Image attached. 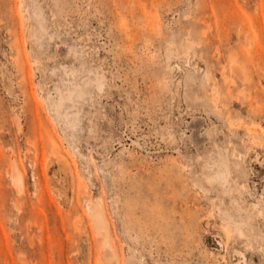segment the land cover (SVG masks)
Here are the masks:
<instances>
[{
	"label": "rangeland",
	"instance_id": "obj_1",
	"mask_svg": "<svg viewBox=\"0 0 264 264\" xmlns=\"http://www.w3.org/2000/svg\"><path fill=\"white\" fill-rule=\"evenodd\" d=\"M109 259L264 264V0H0V264Z\"/></svg>",
	"mask_w": 264,
	"mask_h": 264
},
{
	"label": "bare ground",
	"instance_id": "obj_2",
	"mask_svg": "<svg viewBox=\"0 0 264 264\" xmlns=\"http://www.w3.org/2000/svg\"><path fill=\"white\" fill-rule=\"evenodd\" d=\"M235 71L237 72L238 70L235 68ZM226 79V78H225ZM212 91V90H211ZM63 98L65 99V97L63 96ZM59 105V104H58ZM60 105H61V103H60ZM59 105V106H60ZM217 108V107H216ZM61 159H62V163H64V165H68V158L66 157V156H64V154H61ZM18 166V165H17ZM12 168H13V166H12ZM14 168H15V166H14ZM17 170V171H16ZM15 171V173L16 174H14L13 176H14V181L18 184V188H19V190H21L22 189V180H21V174L18 172L19 171V169L17 168ZM13 176H12V178H13ZM16 184V185H17ZM91 216H92V218H93V220H96V222L97 221H99L100 223H103V219H102V214H101V211L98 209V208H96V207H94L93 209H92V211H91ZM104 220H106V219H104ZM99 223V224H100ZM105 225H107L106 223H105ZM98 226H101V225H98ZM241 253V252H240ZM115 255H116V253H115ZM244 256V255H243ZM106 262V264H112V260L111 259H109V260H107V261H105ZM118 263V262H117Z\"/></svg>",
	"mask_w": 264,
	"mask_h": 264
}]
</instances>
